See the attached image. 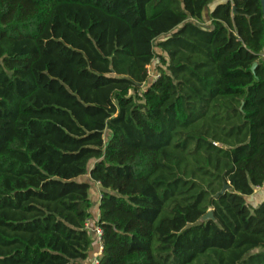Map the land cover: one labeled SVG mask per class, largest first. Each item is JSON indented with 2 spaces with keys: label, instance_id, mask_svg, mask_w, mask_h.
Listing matches in <instances>:
<instances>
[{
  "label": "trees",
  "instance_id": "obj_1",
  "mask_svg": "<svg viewBox=\"0 0 264 264\" xmlns=\"http://www.w3.org/2000/svg\"><path fill=\"white\" fill-rule=\"evenodd\" d=\"M212 2L0 0V264H86L95 183L97 264H264V12Z\"/></svg>",
  "mask_w": 264,
  "mask_h": 264
},
{
  "label": "rangeland",
  "instance_id": "obj_2",
  "mask_svg": "<svg viewBox=\"0 0 264 264\" xmlns=\"http://www.w3.org/2000/svg\"><path fill=\"white\" fill-rule=\"evenodd\" d=\"M152 65H151V71H152ZM82 179H90V177L88 175H84L81 177V180ZM93 183V182H92ZM101 195V190H100V187H97V189L95 188V186H93V189L91 190V196L93 198V200L95 202H97V200L99 199ZM264 198V189L262 190H257L255 194L251 195L248 197V203H250L251 205L255 206V205H258L259 203H261V201L263 200ZM96 206V205H95ZM95 209V208H94ZM93 209V211H95ZM95 213V212H94ZM94 213H93V216L90 220L92 221H89L88 222V225H89V229H91L93 227V225L95 224V222L93 221V219H95V216H94ZM93 235V234H92ZM97 240V239H96ZM98 251V250H97ZM95 251L94 254L97 252ZM94 257V256H93ZM93 258H91V260H88L86 262V264H89L91 261H92Z\"/></svg>",
  "mask_w": 264,
  "mask_h": 264
},
{
  "label": "crops",
  "instance_id": "obj_3",
  "mask_svg": "<svg viewBox=\"0 0 264 264\" xmlns=\"http://www.w3.org/2000/svg\"><path fill=\"white\" fill-rule=\"evenodd\" d=\"M223 1H226V0H214V2H212V4L210 5V10L216 5V4H218L219 2H223ZM209 9H208V13L206 14V16H205V19H204V24L207 26V27H212V22H211V19H210V17H209ZM263 56H264V52H263ZM83 181H90V179L88 180V179H82ZM94 186H95V188L97 189V187H100V190H101V186H100V184L99 183H95L94 184ZM264 187V186H263ZM263 187H258L257 188V190H261ZM99 199H100V197H99ZM99 199L97 200V204H96V208H95V210L96 211H94L95 213H94V216H95V221L98 219V217H99V210H98V205H99ZM90 221H92V220H90ZM93 221H94V219H93ZM89 226V225H88ZM95 226L96 225H93V227L91 228V229H89V231L91 232V234H93L92 236L96 239V237H95V231H94V228H95ZM97 243V242H96ZM99 251V249H95L94 248V252L95 251ZM97 251V252H98ZM93 252V253H94ZM93 256H94V254H93ZM93 256L92 257H90V259L89 260H91V258H93ZM89 262V261H88Z\"/></svg>",
  "mask_w": 264,
  "mask_h": 264
},
{
  "label": "built area",
  "instance_id": "obj_4",
  "mask_svg": "<svg viewBox=\"0 0 264 264\" xmlns=\"http://www.w3.org/2000/svg\"><path fill=\"white\" fill-rule=\"evenodd\" d=\"M148 73H149V77L152 78V79H157L158 78V75L156 74H153V72L151 71V65L148 66ZM146 87H147V82H145L144 84H142V89L143 91L146 90ZM94 231H95V237L99 243V251L96 252L94 254V257L92 259V261L89 263V264H97L99 262V257L103 251V243H102V234H103V230L101 227L99 226H95L94 228Z\"/></svg>",
  "mask_w": 264,
  "mask_h": 264
},
{
  "label": "water",
  "instance_id": "obj_5",
  "mask_svg": "<svg viewBox=\"0 0 264 264\" xmlns=\"http://www.w3.org/2000/svg\"><path fill=\"white\" fill-rule=\"evenodd\" d=\"M261 3H262V8H263V12H264V0H261ZM213 217V211L210 210L206 216L204 218H212Z\"/></svg>",
  "mask_w": 264,
  "mask_h": 264
}]
</instances>
